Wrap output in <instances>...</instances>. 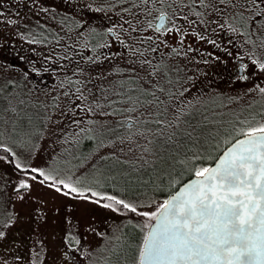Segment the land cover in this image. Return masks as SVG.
<instances>
[{
  "label": "rangeland",
  "instance_id": "rangeland-1",
  "mask_svg": "<svg viewBox=\"0 0 264 264\" xmlns=\"http://www.w3.org/2000/svg\"><path fill=\"white\" fill-rule=\"evenodd\" d=\"M88 3L100 7L116 0H0V89H4L0 91V140L22 138L42 127L46 116L58 119L59 109L52 111L54 102L62 108L63 93L79 87L75 80L80 79L90 90L89 106L94 108L92 101H96L108 114L101 116L100 110L95 115L83 110L72 114L80 128H92L90 133L78 132L65 115L56 136L68 143L58 144L54 158L45 159L61 172L85 175L89 183L99 180L100 190L154 209L169 194L170 178L183 181L190 176L181 160L195 152L204 158L203 163L211 164L225 141L235 138L236 129L264 122V93L259 91L264 87V72L248 59L252 52L264 59V47L259 39L254 47L244 37L215 25L205 28L194 14L188 16L191 25L180 20L184 41L168 35L165 46L147 27L158 15L151 3L145 5L141 0L139 8L129 9L131 16L111 9L97 12L84 6ZM135 3L127 0L116 7L129 8ZM144 7L151 15L142 11ZM189 7L198 5L190 3ZM121 16L129 24L137 20L135 27L140 31L132 32L126 45L112 38L110 48L94 52L92 48L103 41L100 28L120 22ZM100 52L105 59L95 60ZM236 56L245 59L247 73L252 72L246 80L233 75L231 59ZM33 68L44 71L37 74ZM153 68L155 75H151ZM5 84L9 87L4 88ZM153 84L164 91L154 90ZM128 96L140 100L138 111L126 110ZM156 97L162 103H147ZM128 116L134 117V123L139 121L135 128L129 126ZM87 117L100 122L88 125ZM48 124L50 129L57 127L51 121ZM93 135L95 140L86 138ZM18 154L23 158L22 151ZM34 163L45 166L40 160ZM16 179L12 166L0 161V230L6 219H13L7 237L0 239V264H73L65 252H71L79 264H133L142 236L136 225L144 223L143 217L100 209L43 185H34L22 201L14 187ZM69 204L76 207L69 211ZM85 207L91 213L85 219L96 232L86 231L84 219H78ZM66 216L71 217V225ZM69 230L80 238L83 247L79 251L65 248L63 237Z\"/></svg>",
  "mask_w": 264,
  "mask_h": 264
},
{
  "label": "snow or ice",
  "instance_id": "snow-or-ice-1",
  "mask_svg": "<svg viewBox=\"0 0 264 264\" xmlns=\"http://www.w3.org/2000/svg\"><path fill=\"white\" fill-rule=\"evenodd\" d=\"M140 2L141 0H136V3L129 5V8L120 9H117L116 5L127 3V0H116L114 4L105 3L100 7H96L94 3L84 6L97 12L111 9L117 14L126 12L131 16L129 9L139 8ZM143 3L145 5L151 3L152 7L157 9L155 23L145 22L149 29H153L155 39L165 46L168 44L166 38L168 35L175 34L180 43L184 41L185 30L180 20L183 19L191 25L193 21L188 16L194 14L197 22L205 28L209 24L215 25L218 29L244 37L254 47L256 39H259L260 47H264V0H143ZM190 3L198 7L190 8ZM142 11L151 15L147 7ZM210 13L215 14L217 18H211ZM137 23V20H132L129 24L121 16L120 22L102 26L100 33L103 35V41L98 42L92 50L95 52L97 48H110L113 43L112 38L116 43L126 45L128 39L133 38L132 32L140 31L135 27ZM125 24L129 26L125 28ZM90 31L96 32L97 29L90 27ZM196 35L198 38H203L199 32ZM108 54L111 56L112 52L109 50ZM88 59L91 61L93 58L88 57ZM104 59L103 52L95 57L98 61ZM248 59L256 69L264 72V59H260L255 52H252ZM247 68V63L238 64L236 72L239 79H248ZM32 71L39 74L44 69L33 68ZM131 71L136 72L137 69L132 68ZM77 72L83 70L77 68ZM96 74L103 76L100 71ZM155 74L156 69L153 68L151 75ZM75 83L79 87L63 93L66 97L63 107L61 108L58 102H54L52 106L54 113L59 109L58 119L53 120L52 116H46L42 121V127L33 128L22 138L11 142L8 139L0 140V161L10 164L17 175L14 187L20 200L26 199L34 185H43L62 196L85 201L88 205H96L100 209L120 214L135 213L143 217L144 223L136 225L140 228L142 236L133 264H264V122L236 129L239 139H235L234 142L225 141L227 146L218 152L214 163H203L204 158L195 152L181 160L180 163L185 165L191 178L186 181L170 178L169 194L157 202L154 209H148V205L100 190L103 185L99 180L89 183L83 174L76 176L70 171L61 172L48 163V159L54 158L58 144L68 143L63 137L56 136L59 122L65 118V115H68L71 123L77 126L78 132L90 133L92 128H80V121L72 118V114L77 110L94 115L100 110L99 115L108 114L96 101H92L94 108L89 106L90 90L87 89L85 82L76 79ZM8 87L9 85L5 84L4 88ZM61 87L64 85L62 84ZM152 88L160 92L164 91L156 84H153ZM259 91L264 93V87H259ZM145 92L148 90L145 89ZM125 99L129 101L127 111L139 110L138 98L128 96ZM76 100L84 103H74ZM153 102L162 103L159 97H156L155 101H147V103ZM112 114L116 113L112 112ZM49 121L57 127L50 129ZM127 121L133 128L139 122L134 123L132 116H128ZM99 122L92 117L86 118L88 125ZM156 122L165 123V121ZM64 136H67V133H64ZM86 138L96 139L94 135ZM75 139L76 137H73V140ZM100 146L103 147V144ZM19 151L23 152V158L18 154ZM36 160L43 161L45 166L34 163ZM173 187L177 190L173 191ZM74 207L76 206L72 204L67 205L69 211ZM56 210L61 209L58 207ZM90 214L85 207L81 209L78 219H84V223L87 224L86 231L96 232L97 229L85 219ZM65 220L69 225L72 224L70 216H66ZM12 224L11 217L3 222L0 239L7 237L6 229ZM100 235L106 234L100 233ZM63 239L66 249L79 251V248L83 247L80 238L72 235L70 230ZM64 254L73 264H79L71 252ZM79 254L85 257L88 255L86 251H81Z\"/></svg>",
  "mask_w": 264,
  "mask_h": 264
},
{
  "label": "flooded vegetation",
  "instance_id": "flooded-vegetation-1",
  "mask_svg": "<svg viewBox=\"0 0 264 264\" xmlns=\"http://www.w3.org/2000/svg\"><path fill=\"white\" fill-rule=\"evenodd\" d=\"M153 23V22H152ZM154 23H155V21H154ZM186 33H188V31H186ZM178 49V48H177ZM176 49V50H177ZM231 62H232V64H233V71H234V73H233V75H235L234 77H236V79H238V80H241V79H239L238 78V76H237V72H236V69H237V66H238V64L240 63V62H244V63H246V61H245V59H243L242 57H240V56H236V58L235 59H231ZM246 73H247V71H246ZM247 75H248V78L252 75V72L250 71V73H247Z\"/></svg>",
  "mask_w": 264,
  "mask_h": 264
},
{
  "label": "trees",
  "instance_id": "trees-1",
  "mask_svg": "<svg viewBox=\"0 0 264 264\" xmlns=\"http://www.w3.org/2000/svg\"><path fill=\"white\" fill-rule=\"evenodd\" d=\"M237 137H239V136L236 135L235 138H237ZM235 138H233V139H235ZM89 144H90V142H89ZM189 177H191V176H188L187 178H189ZM187 178H186V179H187ZM186 179H185V180H186ZM185 180H183V181H185ZM175 190H177V189H175ZM175 190H174V191H175ZM128 214L133 215L134 213H128Z\"/></svg>",
  "mask_w": 264,
  "mask_h": 264
},
{
  "label": "water",
  "instance_id": "water-1",
  "mask_svg": "<svg viewBox=\"0 0 264 264\" xmlns=\"http://www.w3.org/2000/svg\"><path fill=\"white\" fill-rule=\"evenodd\" d=\"M237 139H239V138H237ZM234 142V141H233ZM214 163V162H213ZM190 179V178H189Z\"/></svg>",
  "mask_w": 264,
  "mask_h": 264
}]
</instances>
